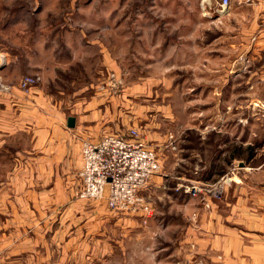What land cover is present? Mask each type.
I'll return each instance as SVG.
<instances>
[{
    "label": "rangeland",
    "instance_id": "1",
    "mask_svg": "<svg viewBox=\"0 0 264 264\" xmlns=\"http://www.w3.org/2000/svg\"><path fill=\"white\" fill-rule=\"evenodd\" d=\"M248 5L0 0V264H264V33L246 35ZM25 76L41 80L25 92ZM129 129L159 163L149 211L78 198L83 140Z\"/></svg>",
    "mask_w": 264,
    "mask_h": 264
},
{
    "label": "built area",
    "instance_id": "2",
    "mask_svg": "<svg viewBox=\"0 0 264 264\" xmlns=\"http://www.w3.org/2000/svg\"><path fill=\"white\" fill-rule=\"evenodd\" d=\"M5 61V55H0V64ZM40 80L39 76H25L19 88L27 92ZM1 88L7 90L6 86ZM81 156L83 163L78 172L81 181L76 192L78 198L105 197L112 211L133 214L149 211L141 190L159 170V163L155 152L141 141L136 129H129L124 136L106 134L97 141L84 139ZM186 191L190 195L195 194L189 188Z\"/></svg>",
    "mask_w": 264,
    "mask_h": 264
},
{
    "label": "crops",
    "instance_id": "3",
    "mask_svg": "<svg viewBox=\"0 0 264 264\" xmlns=\"http://www.w3.org/2000/svg\"><path fill=\"white\" fill-rule=\"evenodd\" d=\"M250 1H251V5L246 6V9L252 12L249 15L250 17L249 25L246 26L248 28V30H246V35L254 33V31H256L257 28H260L259 29L260 32L264 33V0H250ZM261 42H262V45H264V37L262 38ZM19 102H20V99H19ZM66 134H68L69 136V133H66ZM76 148H77L76 144L70 143L68 145V149L65 148L64 151L68 150L72 158L74 154L76 153V150H77Z\"/></svg>",
    "mask_w": 264,
    "mask_h": 264
},
{
    "label": "water",
    "instance_id": "4",
    "mask_svg": "<svg viewBox=\"0 0 264 264\" xmlns=\"http://www.w3.org/2000/svg\"><path fill=\"white\" fill-rule=\"evenodd\" d=\"M75 125V117L74 116H68L67 117V126L68 127H74Z\"/></svg>",
    "mask_w": 264,
    "mask_h": 264
}]
</instances>
